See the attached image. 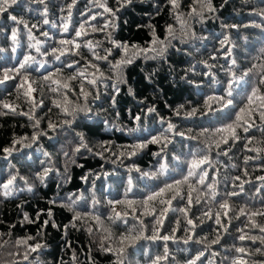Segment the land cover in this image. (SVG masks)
Wrapping results in <instances>:
<instances>
[{
	"label": "trees",
	"instance_id": "obj_1",
	"mask_svg": "<svg viewBox=\"0 0 264 264\" xmlns=\"http://www.w3.org/2000/svg\"><path fill=\"white\" fill-rule=\"evenodd\" d=\"M86 2L87 0H78V4L72 9L69 33H63L59 25L62 23L61 17L67 16L66 5L71 3V0H51L47 18L50 22L57 24L55 28L51 27V24H43L45 18L42 14L43 5L31 3L30 0H19L18 4L9 8L8 12L0 15V49H2L0 51V78L3 76L4 69L18 67V62L22 61L23 56L31 54L36 57L37 61L46 63V66L39 71L29 70L30 81L36 80L43 83L42 75L54 72L57 67L61 66V62L56 61L55 57L50 54L51 49L53 47H72L70 45L62 46L59 41L74 37L71 25H78L83 20L80 13L85 10ZM190 2L191 0H183V11L187 12L185 5ZM109 4L112 6V0H109ZM213 4L218 9L216 13H206L202 22L190 21L192 31L202 39L193 40L189 44H181L174 40L173 44L179 51L170 49L167 62L138 59L133 65L127 67L125 78L128 83L120 85V92L115 98V106L111 105L108 98L113 92L111 81L99 84L97 89H92L91 86L86 85L90 91L98 90L101 98L89 104L92 109L91 118H78L73 126L75 132L84 133L86 142L92 149V151L81 149L80 153L72 157L75 163H71L63 156L64 151L71 154L72 149L78 144V141L73 139V132L58 130L53 133L47 129L48 119L53 122L64 119L59 114L60 110L52 107L50 99L52 94L47 93L46 90L44 93L33 94L37 100L41 96L44 99L45 106L36 109V116L38 118L44 117L41 120L40 129L47 131L48 136H42L31 148H22L21 145L17 144L16 148L20 149L19 151L13 152L7 160H0V180L6 178L9 172L18 170L19 174L25 176L28 183L34 187L33 192H21L8 200L0 199V233H4L0 237V244L8 241L0 249V264H14L16 261H19V264H28V261L23 260L25 248L17 249L13 245L16 239L25 238L29 235L36 237V240L29 243L40 242L47 245L40 257L45 264H60L61 259L64 264H73L71 259L73 253L77 257V264H89V257L95 261V264H113L115 261L114 254L98 250V242L103 229L95 221L91 219L83 222L76 221L77 228L70 226L67 229L64 228L65 225L70 224L74 213L61 207V203L72 193L82 194L85 198L78 202L76 208L77 211L81 212L93 211L91 202L93 193L95 194V199L99 201L96 210L101 216L103 225L106 228H111L113 232V238L105 241L106 245L115 246L116 237L132 228L139 230L143 226L145 236L152 234L153 217L142 215L143 209L139 203L134 205L135 212L126 204H116L117 211H127L129 215L126 217V222L116 220L115 223H112L107 219L112 208L108 201L134 200L139 202L152 191L163 187L165 183L182 179L183 175L187 174L188 162L193 158L190 153L203 147L198 140H190L187 137L189 135L198 136L202 128H213L229 122L228 117L233 110L230 107L219 113L207 116L198 114L194 117H185L184 112L193 107L202 108L209 95H225V89L233 72L240 76L243 72L253 68V65L257 66L248 78L251 83L246 84L241 81L234 85L233 95L238 106H244L245 97L251 91L252 86H259L264 89V86L258 84L260 76L257 74L260 72V66L264 65V51H262L264 50V17L254 14L252 11L253 8L264 7V4H261L260 0H227V3H224V0H213ZM157 6L162 7L160 15H156ZM61 7H65V11L61 12ZM93 11L100 10L93 9ZM169 13L170 5L167 4V0H134L132 5L118 13L119 19L116 21L117 27L114 30V36L118 42L144 45L151 38L149 26L154 25L157 34L163 38L166 24H174L177 29L179 28ZM10 15L16 16L18 20L22 19L28 27L25 28L24 24L13 22ZM99 22L103 23V19H99ZM32 25H37V27H32ZM232 25L237 27L233 28ZM13 28L17 29L18 33L15 42L12 40ZM28 29H31L33 36L41 41L40 52H37L35 47H30V45L35 44V41L29 40ZM44 32L48 33V37L42 35ZM225 36L229 38V43L222 45L220 41ZM104 39L103 33L90 32L89 36L79 38V42ZM109 46L105 40L104 47ZM13 48L16 51H13ZM73 50L75 51V49ZM229 50L231 51L229 52ZM80 51L89 58L91 57V53L87 49L82 47ZM97 51L101 50L97 49ZM101 54L103 53L101 52ZM213 57L215 58L213 59ZM78 58L68 55L62 57L61 61L70 62ZM233 60H235V64H233ZM98 63L101 64L102 70L106 71V65L103 62ZM170 66L175 70L171 71ZM193 66L195 72L188 71L187 78L200 83L199 89L180 79L181 76L185 75V71ZM33 67H37V65H33ZM71 72V69H64L65 76ZM153 72L155 75L151 79H146V76ZM11 75L15 76V73L13 72ZM22 76L23 72L15 80L0 84V101L19 104V110L27 112L30 105L25 101V98L21 95V98L17 100V96L23 91L18 92L16 88V85L21 82ZM33 87H39V84H34ZM129 87L132 88L134 95L129 93ZM70 98L77 100L76 96ZM89 99L91 100V97ZM78 102L83 103V98L80 97ZM181 105L184 107L181 110V115L177 116L174 110ZM150 107H154L156 111L148 113L147 109ZM213 107H218V105L213 104ZM49 108L52 109L51 112H48ZM136 116H140L141 119L137 121ZM161 118L166 121L164 124L159 122ZM232 118L234 119V116ZM167 122L174 125L172 131H167ZM256 123L259 125L258 119ZM31 124L32 121H29L26 116L0 115L1 157L5 156L3 149L11 147L14 139H20L24 136L30 137L33 134L34 129ZM130 129H137V131L130 132ZM189 130L191 131L189 132ZM176 132H184L185 136L176 135ZM161 134L167 135L172 143L159 157L154 155L160 151L161 145L159 144H148L143 149H136V155H128L133 150L131 146L146 143L152 136ZM239 134L241 137L245 135L255 136L248 147H261L260 141L264 139V136L258 129L253 128L249 134L240 131ZM49 136L52 139H49ZM199 139L204 140L206 137H199ZM245 142L243 139L238 141L228 156L217 157L215 153L218 150L213 146L211 155L214 168H208V182H211L212 179L219 181L217 190L221 193L225 190L240 191L239 187H233L232 181L236 176L241 178L239 181H235L236 185L244 181H251V183H244V192L239 196L228 198L237 211L245 206L248 210L261 208L260 200L264 197V181L256 179L259 176H264V153L259 154L258 159L250 160L245 164L246 157L258 155L256 152L247 151L244 147ZM101 144L108 149L103 151L102 155L99 154L102 151ZM222 147L226 148L227 146L222 145ZM38 148L49 152L50 160L44 157L41 151H37ZM121 153L124 154L121 155ZM173 157L179 159H173ZM40 161H46L45 165L42 166ZM66 163L68 165L67 176L70 179L65 178ZM161 163L168 165L166 173L157 175L155 179L141 175V172L159 173ZM232 165H236V167H232ZM49 166L54 171L49 174L46 186L41 185L35 180V173L42 170V167ZM137 168L141 172L135 171ZM245 171L248 173L247 176L244 175ZM84 177L87 179H83ZM225 178H227V185ZM129 181H131L132 187L130 192L127 191ZM191 182L197 188L201 187L195 179ZM20 183L21 186H24L23 182ZM257 188H261L259 194H255ZM183 189L181 195L186 196L187 185H184ZM171 195V192L166 193L163 198L168 199ZM195 195L196 193H193V197ZM207 199L205 197V200ZM205 200H202L200 204L194 203L191 206L188 218L193 219L199 225L194 230V239L208 237V240L211 241L215 239L217 233L221 236L220 244L211 245L210 249L212 252L219 253L213 257L216 264H230V261L224 257L235 255V253H227L225 249L232 248L234 244L236 246H257L251 245L250 241L240 242L235 239L239 235L236 228L243 226L241 221L233 220L231 224H228V217H222L225 226L229 228V232L225 233L222 228L215 224L214 218L204 217L203 212L211 209L214 216L218 210L216 204L206 203ZM51 201H56V203L53 204ZM186 205V199L173 200L170 210L163 218L164 223L163 227L160 228V234L175 235L177 239L167 242L170 256L162 264H186V261L194 258L203 247L192 242L187 245L182 243L187 235L192 234L185 231L189 226L184 214L179 211ZM156 207L158 214L165 205L157 204ZM49 209L52 212L51 217L47 215ZM24 213H27L30 219H36L39 214V219L35 223L23 222ZM233 215V212H229V217ZM256 219L264 223V218L257 217ZM44 220H50L51 223L44 227L42 235L38 236V229L41 228ZM200 220H203L204 223L201 224ZM241 220L244 218L242 217ZM141 221L143 222L142 225ZM53 223L58 227H53ZM11 225H16V227L11 228ZM89 225L93 227V234L91 235L86 231ZM174 228L177 230L173 233ZM9 232H11V236L8 235ZM164 244L165 242L162 240H141L135 248L129 249V258L132 264H151L152 258L163 254ZM17 250L21 255H8L9 252H16ZM35 255L33 253L29 260ZM208 255L209 253L206 252L205 256ZM256 259L260 258L256 257ZM205 264H207L206 261Z\"/></svg>",
	"mask_w": 264,
	"mask_h": 264
},
{
	"label": "snow or ice",
	"instance_id": "obj_2",
	"mask_svg": "<svg viewBox=\"0 0 264 264\" xmlns=\"http://www.w3.org/2000/svg\"><path fill=\"white\" fill-rule=\"evenodd\" d=\"M19 0H0V15L8 12L9 8L13 5L18 4ZM31 3L37 5H43V24L48 25L51 24V27H57L55 22H50L47 18L49 12V4L51 0H30ZM261 4H264V0H260ZM134 0H112V6L109 4V0H87L85 4V10L80 13L83 17V20L76 24L71 25V31L74 32V37L72 39H61L59 41L60 45H70L72 47L69 48H58L53 47L51 49V55L55 57L56 61L61 62V66L57 67L54 72H48L46 75H42L40 81L32 80L30 81V71H39L42 68H45L46 63H42L37 61L36 57L27 54L23 56L22 61L18 62V67L8 68L3 70V76L0 78V84H4L6 81L15 80L17 76H21L23 72V76L21 78V82L16 85L17 91L23 90L20 95L17 96V100L21 98V95L25 98V101L30 105L29 111H20L19 104H12L5 101H0V115L7 116L9 114L12 115H20L26 116L29 121H32V128L34 129L33 134L28 137L24 136L20 139H14L12 141V146L3 149V152L6 154L5 159L7 157L12 156L13 152L19 151L20 149L16 148V145H21L22 148H31L33 144L37 143V141L42 136H48V132L40 129L41 120L44 117L36 116V109L43 108L44 99L41 96L39 100L33 95L34 93L40 92L44 93L46 90L47 93L52 94L50 96L52 107L59 109V114L64 117L62 121L53 122L51 119L47 121V129L51 132L55 133L58 130H70L73 132V139L78 141L77 146H75L71 154L68 151L63 152V156L67 158L71 163H75V160L72 159L76 154L81 152V149L86 151H92L89 148L88 143L86 142V138L83 132H75L74 125L79 119H90L92 115V109L89 106L90 103H94L97 100H100L101 95L99 91H90L87 86H91L92 89H97V86L105 81H111V87L113 92L109 95V100L111 101V105L115 106L116 96L120 92V85L127 84L128 81L125 78V70L128 66L133 65L138 59H142L144 61H164L168 60V52L170 49H176V46L173 44V41H179L181 44H189L193 40L202 39L197 37L195 33L192 31L190 21L196 20L197 22H202L205 19L206 13H216L218 11L217 7L214 6L213 0H191L190 3H187L185 6L187 8V12L182 10L183 0H167V4L170 5V16L172 19L179 25L177 29L174 24H166L165 26V35L161 38L156 31V27L154 25L149 26L151 38L146 41L144 45L139 44H129L128 42H118L114 36V30L117 27L116 21L119 19L118 13L132 5ZM224 3H227V0H224ZM78 4V0H71V3L66 5L67 16L61 17L62 23L59 25L60 30L63 33H69L70 31V22L72 17V9ZM223 6V5H221ZM93 9H98L100 11H93ZM60 11H65V7H61ZM162 11L161 6H157L156 15H160ZM253 13L264 17V7L261 8H253ZM10 19L17 24H24L25 28H27V24L21 19L14 15H10ZM99 19H103V23L99 22ZM96 22V23H93ZM255 27H261L260 25H254ZM32 27H37V25H32ZM231 27L236 28V25H232ZM90 30V31H89ZM91 33H103L105 39L104 40H84L82 43L79 42V38L87 37ZM45 37H48V33H42ZM17 29H12V40L17 41ZM28 38L29 40H34L35 44L30 45V47H35L37 52H40L41 41L37 40L35 36H33L31 29H28ZM105 40L110 45L109 47H104ZM220 43L227 44L229 43V38L227 36L224 37ZM87 49L88 52L91 53V57L86 56L83 52L80 51L81 48ZM75 49V51L73 50ZM100 49L101 51H97ZM179 51V49H176ZM2 51V49H0ZM13 51H16L13 48ZM231 50H229L230 52ZM264 51V50H262ZM101 52L103 54H101ZM68 55H72L75 57H79L78 59H74L70 62L61 61L62 57H66ZM119 57V58H117ZM215 57H213L214 59ZM98 62H103L106 65V71L102 70L101 64ZM233 64H235V60H233ZM33 65H37V67H33ZM79 66V67H78ZM256 65H253V68L248 69L243 72L242 75L237 76L235 72L231 74V79L228 81L227 88L225 89V95H209L202 106V108L193 107L189 111L184 112L185 117H194L196 115L207 116L209 114H215L222 112L228 108H232V113L228 117L227 123H224L220 126L213 128H202L199 132L198 136L189 135L187 138L190 140H198L200 144L203 145L202 148H198L196 152L190 153L192 155V160L188 162L187 174L183 175L182 179L174 180L172 183H165L163 187H160L158 190L152 191L149 193L143 200L137 202L134 200H116V201H108V204L112 206L111 213L107 216L108 221L115 223L116 220H121L126 222V217L129 215L127 211L119 212L116 210V204H126L128 207L132 208L133 212L136 211L134 205L139 203L140 207L143 209L142 215L144 216H152L154 220V225L152 228V234L145 236L144 228L141 226L139 230L132 228L127 232L120 233L118 237L115 239V246L106 245L105 241L111 240L113 238V232L111 228H106L103 225V221L101 220V216L98 214V210H96L99 201L95 199V194L93 193L92 199V208L93 211L81 212L77 211L78 202L85 199L82 194H69L64 202L61 203V207L66 208L69 212H73L74 215L72 217V221H70L69 225H65L64 228L67 229L69 226L72 228H77L76 221H85L87 219H91L95 221L100 228L103 229V233L101 234L98 242V250L104 253H112L115 255V261L113 264H132V261L129 258V249L135 248L141 240H150L157 241L162 240L165 242L163 254L156 255L151 259V264H162L163 261H167L169 259L170 253L167 246V242L169 240L176 241L175 235H161L160 228L163 227V218L166 217L167 212L170 210V206L173 200H187V205L183 208H180L179 211L184 214L186 218V223L189 226L185 229L186 232L192 233L187 235L186 238L183 239L182 243L187 245L190 242L196 245H202V249L195 255L194 258H191L186 261V264H216L215 259L213 257L219 255V253L212 252L211 245L220 244L221 236L217 233L215 239L211 241L208 240V237L195 238V229L199 226L194 222L193 219L188 218V212L191 210V206L195 204H200L202 200H205V197L208 199L205 200L206 203L216 204L218 210L215 212L214 216L209 209L206 212H203L202 215L207 217L208 219H213L216 225L219 228H222L225 233L229 232V228L225 226L222 217H228V224H231L233 220L241 221L242 227H237L236 232L239 233L235 239L240 242L250 241L251 245H257L255 247L248 246H236L233 245L230 249H225L227 253H235V255L228 256L226 255L224 259L229 260L230 264H264V223L258 221L257 217L264 218V197L261 198L260 203L262 205L261 208L255 210H248L247 207H241L237 210L233 208V205L229 202L230 197L239 196L244 192V183H251V181H244L243 183L236 185L235 181H239L240 176H236L233 178V187H239L240 191H227L225 190L223 193L217 190V186L219 181L212 179L211 182L209 180V172L208 168H214V163L212 159V149L213 146L216 151L215 155L219 156H228L229 152L232 151L233 146L240 141L241 139L245 140L244 147L247 151L256 152L258 155L248 156L245 158L244 163L247 164L250 160L258 159L259 154L264 153V139L260 141L261 147L258 148H250L249 144L253 142L255 136L253 135H245L241 137L239 134L242 131L245 134H249L253 128L261 131L262 136H264V89L259 86H252L251 91L246 95L244 106L240 107L236 103L235 97L233 95L234 85L238 84L241 81H244L246 84L251 83L248 79L252 73L253 69L256 68ZM71 69V74L65 76L64 69ZM92 71H89V70ZM170 70L174 71L175 69L170 66ZM192 71L195 72V67L193 66L191 69L185 71V75L181 76L180 79L185 80L186 83L193 85L196 88H200L201 84L196 83L195 81L187 78V72ZM15 73L11 75V73ZM260 76L258 84L264 86V65L260 66V72L257 73ZM155 75V72L150 73L146 76V79H151L152 76ZM78 82V83H77ZM34 84H39V87H33ZM27 85V87H25ZM130 94L134 95V92L131 87L128 89ZM76 96L77 100H73L70 97ZM55 97V98H52ZM83 98V103H79V98ZM91 97V100L89 99ZM213 104L218 105V107H213ZM183 105L179 108L175 109V115H181V110L183 109ZM7 110V111H4ZM52 109L49 108L48 112H51ZM156 109L154 107H150L147 109L148 113L155 112ZM47 115V114H45ZM118 115V113H117ZM234 116V119L232 118ZM135 119L139 121L141 119L140 116H136ZM257 119L259 120V125L256 123ZM161 124H164L166 121L164 118H161L159 121ZM174 129V125L171 122H167V131H172ZM122 131V129H121ZM130 132H135L137 129H130ZM191 130H189L190 132ZM176 135L185 136L184 132H176ZM199 137H206L204 140H200ZM52 139L51 136L48 137ZM27 141V143H25ZM172 143V140L165 134L154 135L149 139L146 143H138L132 147V151L128 153V155H136V149H143L147 147L148 144H159L161 145L160 151L155 153L154 155L160 156L161 153H164L167 149L168 145ZM222 145L227 146L222 147ZM102 151L99 153L102 155L103 151L108 150L101 144ZM37 151H41L42 155L50 160V153L47 151H43L42 149H37ZM124 153H121L123 155ZM173 159H179L178 157H173ZM41 165H45L46 161H40ZM232 167H236V165H232ZM15 168V166H13ZM67 168L68 165H65V178L70 179L67 176ZM159 173H148L141 172L140 169H135L137 172H141V175L146 178L155 179L157 175H162L168 171V165L166 163H161L159 166ZM54 169L52 167H42V170L37 171L35 173V180L39 182L41 185L46 186V180L49 177V174L52 173ZM244 175L247 176V171L244 172ZM83 179H87L84 177ZM193 179L197 181V183L201 186L197 188L191 182ZM256 179L260 181H264V176H259ZM226 185H227V178ZM23 182L24 186H21ZM187 185V193L186 196H182L181 192L184 190L183 186ZM59 186V185H58ZM204 189V191H201ZM131 181H129V187L127 191H131ZM33 192L34 187L28 183V179L25 176L19 174V171L9 172L7 177L0 180V199L8 200L17 196L21 192ZM171 192L172 195L168 199H164L166 193ZM261 192V188H257L255 190V194H259ZM193 193H196L195 197H193ZM254 198V197H253ZM51 203L55 204L56 201H51ZM165 205L162 207L157 214L156 205ZM175 211V209H173ZM229 212H233L234 215L229 217ZM49 217L52 216V212L49 209L47 212ZM244 220H241V218ZM135 218V217H134ZM39 219V214L36 219H30L27 213L23 214V222L27 223H35L36 220ZM199 219V218H197ZM50 220H44L41 228L38 229L37 235H42L43 228L46 227ZM200 223L203 224L204 221L200 220ZM143 222L141 221V225ZM179 224V221H177ZM53 227H58V225L52 224ZM16 225H11V228H15ZM177 229H173V233ZM86 231L91 235L93 234V227L89 225ZM217 231V230H214ZM256 233V234H253ZM4 233H0V237H2ZM11 236V232L8 233ZM36 240V237L27 236L25 238H18L14 242V247L19 249L20 247H24L25 251L23 252V260L28 261V264H45L44 261L41 260V255L46 249L47 245L44 243L36 242L29 243L30 241ZM8 241H4V244H0V249H2ZM208 252L209 255L206 257L205 253ZM35 253L36 255L29 260V257ZM10 256H19L21 253L19 250L16 252H9ZM259 257L260 259H256ZM73 264H77V257L75 253L72 255ZM89 264H95V261L88 258ZM14 264H19V261L14 262ZM60 264H64V261L61 259Z\"/></svg>",
	"mask_w": 264,
	"mask_h": 264
},
{
	"label": "water",
	"instance_id": "obj_3",
	"mask_svg": "<svg viewBox=\"0 0 264 264\" xmlns=\"http://www.w3.org/2000/svg\"><path fill=\"white\" fill-rule=\"evenodd\" d=\"M5 155H6V154H5ZM9 157H10V156H9ZM9 157H7V159H8ZM2 159L7 160V159H5V156H4V157H1V156H0V160H2Z\"/></svg>",
	"mask_w": 264,
	"mask_h": 264
}]
</instances>
